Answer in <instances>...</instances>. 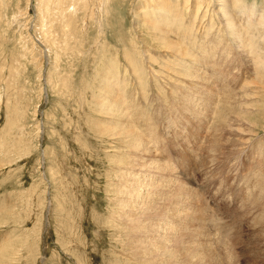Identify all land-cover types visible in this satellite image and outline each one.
I'll list each match as a JSON object with an SVG mask.
<instances>
[{
	"label": "rangeland",
	"instance_id": "obj_1",
	"mask_svg": "<svg viewBox=\"0 0 264 264\" xmlns=\"http://www.w3.org/2000/svg\"><path fill=\"white\" fill-rule=\"evenodd\" d=\"M1 1L6 3V7ZM1 1L0 264H138L129 256L126 222L130 218L128 214L134 212L133 207L140 208L139 205L142 207L145 203L144 195L147 192L138 198L137 191L141 188L137 183L140 180L131 183L129 177L124 175L130 174L127 170L130 158L127 156L133 149L126 135L123 138L114 135L121 132L113 121V116L118 115V107H115L118 100L108 99L111 96L104 85L108 82L104 81L113 76L110 69L115 73L119 71L121 76L128 74L126 77L129 79L127 54L137 61L138 66L134 71L141 73L142 77L141 81L131 78L129 89H134L133 92L130 90L134 93L138 91L137 84L140 86L143 83L135 101L145 109L131 115L130 126L145 137L149 131L141 134V130L148 128L150 119L158 125V132L164 135L158 144L163 143L166 153H157L165 156L164 160L160 159L161 163L166 161L168 167L174 169L172 175H175V184L181 181L178 180L180 177L188 185L185 199L190 196L202 201L206 204L207 213L215 214L221 222L233 226L241 247L236 249L239 255L236 254L235 263L245 264L247 258L243 259L248 255L251 264L254 261L262 264L264 171L258 174L262 177L257 174L252 177L249 184L243 183L240 177L245 175L247 168H253L251 162H258V157L264 165V92L260 90L259 95L249 101L256 107L254 118L247 115L246 122L243 123V119L237 121L233 130L217 134L212 131L206 134L204 131L208 124L204 119H199L202 132L193 136L191 131L195 125L182 126L183 118L175 126L173 122L165 123L167 118L164 114H173L175 96L180 95H176L177 90L171 85V75L176 72L170 58L172 52L146 38L143 27L135 30V23L142 19L140 15L151 9L152 3L145 0H103L102 4L101 0L98 3L95 0H87L86 3L84 0L74 11V7H68L72 4L67 2L61 5L62 9L69 10V14L65 12L67 16L63 14V18V12L53 13L51 8L52 16L45 10L42 14L40 0ZM191 1V7L187 6L189 10L185 12V3L181 0L180 11L185 14L182 20L185 19V24L186 20L191 21V17H195L196 2L188 0ZM204 1L210 3L209 0ZM253 1L246 0L247 6H251ZM258 1L261 11H264V0ZM89 2L92 4L88 5ZM174 2L180 4L176 0ZM209 7L213 10L212 5H207L206 11L202 12L205 17L208 13L207 19L204 18L201 23V20L195 21L194 35L199 33L197 43L201 46L215 41L214 34L218 31L217 26L213 29L215 32L211 30L210 26H214L212 23L215 24V20L211 23L213 11ZM70 13H74L73 21ZM40 15L47 17L45 20L51 16L52 20L45 22ZM240 23L244 24L245 21ZM182 32H185L184 28ZM192 40L186 39V42L193 44L195 41ZM227 41L225 37L218 48L226 45ZM236 65L238 70L235 68L234 74L237 72V80L234 84L246 86L250 79L243 75L247 66ZM150 66L151 71L148 69ZM202 71V75L207 72L206 69ZM207 74L209 77L211 72ZM159 79L161 81H157ZM229 82L227 78L224 83L232 87L233 84ZM253 82L251 79L250 83ZM180 98L177 103L183 107ZM106 99L108 102L104 103ZM218 99L223 100L222 97ZM205 103L200 102L201 105ZM111 108L114 109L109 111ZM200 109L204 111L205 107ZM209 109L206 108L207 115H211L213 107ZM238 109L241 108L235 109L234 114L242 110ZM254 119H260L261 127L257 130L248 121ZM137 122L143 127L138 126ZM215 124L213 122L211 125ZM168 125L171 127L167 128ZM249 127L256 131L255 135L244 134L251 131ZM163 130H167L166 133ZM162 141L169 147L166 148ZM246 141L251 144L244 145ZM153 147L151 150L155 151ZM140 150L146 152L144 148ZM150 156L148 152L143 157ZM143 162L138 161L136 165L143 166ZM172 170L165 173L167 182L171 181L169 176ZM122 183H127L126 186L131 183L133 192L129 193L132 195L130 202L127 196L126 202L121 193L126 188ZM219 215H222L221 218ZM8 247H13L9 254L5 251ZM214 247L215 244L212 249ZM255 256L259 259H255ZM168 260L175 262L176 258L171 253L164 257L163 264Z\"/></svg>",
	"mask_w": 264,
	"mask_h": 264
},
{
	"label": "bare ground",
	"instance_id": "obj_2",
	"mask_svg": "<svg viewBox=\"0 0 264 264\" xmlns=\"http://www.w3.org/2000/svg\"><path fill=\"white\" fill-rule=\"evenodd\" d=\"M81 1L84 0H40L39 9L41 13L43 12V10H45L47 11V13H49V15H51L49 11L51 8L53 13L59 11L60 13L63 12L62 13L63 15L68 10V8L62 9L61 8L62 4L66 5L67 2H70V4L72 5L71 6L69 5L68 7H74L73 10L76 11L77 9L76 7H78ZM85 1L86 3H88L87 0ZM96 1L98 3L99 0H95V2ZM101 1L102 4H104L103 0ZM176 1L180 4L179 5L176 4L174 0H145V2H148L149 4L152 3L151 4L152 8L151 9L149 8V10L147 11H143V13L145 14L140 15L142 19L139 22L135 23L136 31L138 30V27H143L146 38H149L157 42V44L161 47H167L170 50V52H172L170 58L174 62V68L176 72L172 73L171 75L172 78L170 79L173 82L171 83L169 79L170 81L169 84L171 83V85L175 88V90H177L176 95L178 94L180 95L175 96L176 105L174 112L172 114L173 116L164 114L165 119L167 118V120H165V123L170 124L173 122L172 124H174L175 126L176 124L178 125L179 120L180 119L182 120L183 118L185 120L184 122L182 121L181 123L182 126L186 124L187 127L190 125L192 126V124L195 125L194 130L191 131V135L193 136L200 134L199 131L200 128L202 127V122L199 119L202 120L204 119L203 121H206L205 123L208 124V126L206 125L205 127L206 130L204 131L206 134H209L211 131L214 132V134L215 133L217 134L219 132L221 133L222 131L227 132L233 130L234 128L233 125L236 124L237 121H242L243 119V123H244L246 122L245 118H247L248 116L254 118L255 116L254 112L256 107H254L255 105H253L249 101L255 98L257 95H259L260 90L264 92V11H261L260 2L258 0L253 1L251 3V6H247L248 3L246 2V0L245 1L244 0H209L210 1L209 4H207L208 2H205L204 0H195L196 2L195 11L194 10L190 11L191 15L192 12L194 11L195 17L193 16L192 18L190 16L191 21L186 20L188 22V24L186 22L187 24L186 25L184 23L185 19L182 22L183 16H185V14H183L182 11H180V7H182L181 0L179 1L176 0ZM183 1L185 3L183 9H185V12H187V10H189L187 6H189L190 8L192 1L191 2H188V0H183ZM90 2L88 5L92 4L94 1L92 3ZM1 3L6 7V3L4 1H1ZM84 3L82 2V4ZM204 5L206 7L207 5H212L213 7V10L211 9V7H209L210 10L213 11L211 12L213 13L212 17L210 18L212 20L211 23L215 20V24L212 23L214 26H210L212 32H215L213 30L214 27L217 26L218 28L217 34L216 33L214 34L216 40L211 42L210 41L206 42L209 43L208 46L199 45V43H197V36L199 35V33H197L198 35L196 34L194 35V33H196L195 21L198 22L199 20H201L200 21L201 23L203 22L204 18L207 19L208 13L206 14V17L204 14H202V12L206 11L207 9L206 7L203 9ZM63 8H65V6ZM3 9L6 8L3 7ZM79 10H81L80 7ZM211 13H209L210 16ZM67 14H69V12ZM70 14L74 15V13H70ZM44 15H40L42 16L40 18L41 19L44 18L43 17ZM55 15L58 16V14ZM73 15L71 16L72 17L71 21H73ZM51 16L48 17L50 21L52 20ZM210 16L208 15V17ZM46 18H44V21L45 22L49 21V20H45ZM60 19L61 18H59V21H61ZM192 19L194 20L192 21ZM242 21H245V23L241 24L240 22ZM9 23L10 25L12 24L11 22ZM65 23H67V21ZM10 25L9 28L11 27ZM65 25L69 27L68 24ZM199 26L202 27L201 24ZM181 27L185 29V32H182L183 34L181 33V31L183 30V28L182 30L180 29ZM180 35L182 36V38L180 37ZM225 37L228 40L225 43L226 45L222 46L221 48H218L222 44V41L225 40ZM190 38L193 39L192 42L195 41L193 42V44L186 42V39H188V41H191ZM148 43L150 42L147 41V44ZM147 56L149 55L147 54ZM126 57H127L126 58L127 62L129 63L130 66L129 69L127 68L128 69L127 71L130 70L129 79L126 77L128 76V74H126V76H121L119 71L115 73L114 70L110 69L112 71L113 76L107 78L104 82L105 83L107 81L108 82L107 84L104 85H106L105 87H107L108 89L107 93L111 96V98L108 99L116 98L118 100L115 103L116 106L114 105L115 107H118V110L116 112V115L117 114L118 115L113 116L114 117L113 121H115L116 126L118 128H121V132L116 133L114 135H116V137L119 138H123V136L126 135L127 136L126 138L129 139L128 143H130L133 149V152L131 154L128 152L130 155L127 156L130 158L128 160L129 166L127 167V170L130 171V174H124V175L129 177V181H131V183L140 180V183L137 184L139 185V189L141 188L140 190L142 192H139L140 190L137 191L134 188L135 191L138 192L137 193L138 198L143 197L142 195H144L147 192L144 195V198H146V200L145 203H143L142 207L140 205H139L140 208L133 207L134 212L133 210H131L133 212L132 215L129 213L130 210L128 209L129 210L128 216H130V218L126 222V232L129 240L128 243V247L130 251L129 256L137 260L138 264H163L164 257L168 256L171 253L173 254V257L176 258V261L172 262L171 260H168L166 264H237L235 263V259L239 255V251L237 252L236 249L240 247V243L238 242L239 238L236 237L233 232V228H232L233 226L221 222L218 218L214 216L215 214L213 215L212 213H207L206 204H204L202 201L197 199L196 200L191 199L190 196L187 199H185V196L188 194V187H187L188 185L186 186V184L182 182L184 180L181 179L179 176H178L179 177L178 180L181 181L180 182L178 181L179 183L177 182L178 184H175L173 180L174 179L176 180V178L175 175H172L174 169L172 170V168H169L168 165L165 163L166 161L161 163L160 159L164 160L165 156L157 152L161 151V153L165 154L166 150L165 147L163 146V143L158 144V141L163 140L164 138V135L158 132L160 131L158 130L159 129L158 125L155 124V122H153L152 119H150V124H148V128L141 130V134L143 132L149 131L145 137H142L138 132H136L130 126L133 118V116L131 115L132 114L136 115L138 111L141 110L145 111V109L144 106L140 107L141 105L135 101L137 95H140L139 93L140 90L142 89L143 83L142 84L139 83L140 86L137 84L139 88H137L138 91H135L134 93H132L134 89H129V86L131 85L130 84L131 78L135 80L137 79L138 81H141L140 79L142 78L140 77L141 73H136L134 71V69L138 66L137 61L133 59V56L131 57V54H127ZM236 63H239V66H244V65L247 66L246 74H243L245 78L250 77L246 85L247 87L245 85L234 84L237 80V77L235 76L237 72L234 74V71L237 69L236 67H238ZM132 69L133 71L131 72ZM148 69L151 71L152 66H150ZM202 69H206L207 72H211V75L208 77L207 72L202 75L201 74V72H203ZM231 69H233V72H231ZM228 72L231 73L227 75ZM199 74H201L202 77H200ZM225 78L226 79L229 78L230 80L229 83L233 84L232 87L228 86V83L226 84L224 83L226 81ZM251 79L254 81L253 83H250ZM257 80H259L258 82L259 84L255 82ZM157 81H161V79ZM130 90H132V92H130ZM220 97H222L223 99L222 101L218 99ZM178 98H180V101L184 103L183 107L181 106L182 105L181 103H180L181 105L178 106L177 103ZM108 99H106L107 101L105 100L104 103L105 102L107 103ZM216 99H218L219 102L216 103L217 101ZM237 99H239V101ZM197 100L200 102L205 101L206 103L201 105L200 102H197ZM104 103H102L103 107L105 105ZM145 106L148 107V105ZM202 106L205 107L204 111L200 109L202 108ZM212 107L213 109L210 111V113L211 112L212 113L211 115L209 114L210 115L209 116L205 111L206 108L211 109ZM237 108H241L243 111L241 109H238L241 111L234 114L233 111L235 109L237 110ZM260 108L261 107L257 108L258 111ZM113 109L114 108L108 110L112 111ZM172 118L175 119L172 120ZM190 119H192V121H190ZM248 121L254 126L256 130L258 127H261V124L259 123L260 119H254L253 121L251 120ZM213 122L216 123L214 126L211 125ZM137 123H139L137 124L138 126L139 125L142 126L140 122ZM170 127L171 125L167 126V128ZM184 129L186 130V127ZM249 129L251 131L245 132L244 134H248L250 136L255 135L256 131L252 127H249ZM166 131L167 130H165L164 132L166 133ZM213 138L216 137L214 136ZM244 140L245 139H243V141ZM166 142H168V140H166ZM151 143L154 145L155 148L153 147L154 148L153 150L155 151L151 150V146H153ZM211 143H213V141ZM249 143L250 141H246L243 144L248 145ZM165 146L166 148L169 147L166 144ZM141 148L146 149V152L144 153L149 152L151 156L143 157L144 153L140 150ZM141 160L144 161L143 163H145V165L138 167V165H136V162ZM251 164L253 168H247L248 170H246L245 175L240 177L242 178V181L245 184L247 182H248L247 184H249V182H251L253 179L252 177H254L256 174L257 176H260L258 174L264 171V168H262L264 167V165L261 164L259 157H258V162L252 161ZM170 170L172 171L170 173V176L169 175L168 176L171 177V181L168 179L169 182H167V175L165 173H167L166 171L170 172ZM257 179L256 181H258ZM129 181L127 183H129ZM127 183H122V184H125L126 186ZM130 184L126 186L124 191L121 190L124 199L127 196V200L129 202L130 200H132V195H129V193L133 192V190L130 187ZM166 185H168V187ZM166 187H167V192L165 189ZM253 187H254V182H253ZM256 201L258 200L256 199ZM254 204H255V208H257L258 203L256 202ZM128 206L130 205L128 204ZM117 214L119 215V213ZM219 216L221 218L222 215ZM48 230L49 229H47V231ZM214 244L215 247L214 249H212ZM12 248L13 247L6 248L5 249L6 253L9 254ZM217 250H219V253L217 252ZM243 252L245 253V251ZM246 258H247L246 263L247 262L250 263L251 261L249 262L248 255L247 257L245 256L243 260H245ZM256 258L258 257L255 256V259ZM251 260L254 261L253 259ZM259 262L260 261H258V263ZM254 263L255 261L253 262V264Z\"/></svg>",
	"mask_w": 264,
	"mask_h": 264
}]
</instances>
